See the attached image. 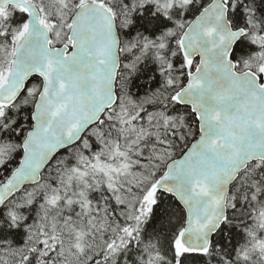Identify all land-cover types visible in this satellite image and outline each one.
I'll list each match as a JSON object with an SVG mask.
<instances>
[{
    "label": "water",
    "instance_id": "1",
    "mask_svg": "<svg viewBox=\"0 0 264 264\" xmlns=\"http://www.w3.org/2000/svg\"><path fill=\"white\" fill-rule=\"evenodd\" d=\"M11 5L26 10L27 29L0 87V102H16L32 77H39L42 86L34 103L33 127L8 176L15 174L9 195L21 185L40 182L55 155L79 142L116 104L120 68L116 19L104 5L81 4L70 19V44L55 47L35 4L8 0L0 9ZM241 29L232 27L225 0H211L181 36L184 56L198 59V64L176 99L195 113L200 134L167 163L156 189L174 196L184 208L181 242L190 251L208 248L210 225L224 210L230 185L249 163L264 160V65L260 74L236 70L232 54L245 34Z\"/></svg>",
    "mask_w": 264,
    "mask_h": 264
},
{
    "label": "trees",
    "instance_id": "2",
    "mask_svg": "<svg viewBox=\"0 0 264 264\" xmlns=\"http://www.w3.org/2000/svg\"><path fill=\"white\" fill-rule=\"evenodd\" d=\"M33 1L38 3L41 0ZM85 1L100 2L116 16L121 40V66L116 84L119 100L77 144L61 150L54 157L39 184L46 188L55 183L60 187L71 184L90 189L89 199L94 202L92 207L95 208L98 202L107 209L92 221L97 241L114 237L121 226L139 229L136 235L142 243L137 245L133 242L129 246L126 254L130 257L140 254V248L144 247L150 254L151 264H209L211 248L204 254L180 248L184 210L174 197L158 191L155 183L164 172L166 163L180 156L199 135L195 114L188 106L177 103L175 95L195 66V61H187L181 52V34L187 23L210 0H186L182 5L168 0H135V10L131 7L132 0H127V3L125 0H66L68 8L63 6V0H52L49 4L44 1L45 6L50 7L49 12L40 6L42 11H46L45 19L53 23L52 33L55 23L61 25L58 12H69L68 26L73 11ZM260 7L259 0H256V16L261 18V24L246 30L234 47L232 58L238 70L250 68L259 72L264 61V13ZM228 16L234 28H246V17L240 11L233 12L229 8ZM25 25L26 13L23 10L0 11L2 70L6 66L3 53L11 46L14 36L23 33ZM40 86L41 80L32 77L16 103L0 106V124L8 129L4 134L3 127H0V177H4V164L10 170L9 175L18 165L22 142L32 128L33 105ZM124 100L139 111L129 122L120 119L119 108ZM17 122L18 126L13 128ZM130 135L134 137L132 140ZM124 140L127 146L122 145ZM114 149L118 151L115 157L124 150L126 166L112 186L100 175L99 168L100 162L114 159L108 157ZM259 166H264V161L250 163L230 190L257 173ZM80 170H84L88 179L82 185H79V176L76 175ZM74 177L77 183L73 182ZM34 187L26 186L25 189ZM22 214L33 217V221H37L38 215L43 216L38 206L35 209L25 207ZM46 223L48 227L54 224L57 228L63 227L57 224L55 213L49 214ZM68 231L70 229H65ZM215 244L224 245L220 231L212 239V245ZM69 262L75 264L71 257ZM211 264H217V261L212 260Z\"/></svg>",
    "mask_w": 264,
    "mask_h": 264
},
{
    "label": "snow or ice",
    "instance_id": "3",
    "mask_svg": "<svg viewBox=\"0 0 264 264\" xmlns=\"http://www.w3.org/2000/svg\"><path fill=\"white\" fill-rule=\"evenodd\" d=\"M8 0H0V5ZM127 3V0H125ZM260 11L264 13V0H259ZM131 7L135 10V0ZM225 7L233 12L240 11L246 17V28L260 25L256 16V0H225ZM18 126L13 125V128ZM3 127L4 134L8 133ZM19 155V154H18ZM4 177H0V264H151L150 254L144 247L140 254L130 257L126 254L135 242L140 245L136 233L138 228L121 226L114 237L108 236L97 241L92 221L103 211L98 202L89 199L90 189L53 183L49 188L32 181V189L23 185L10 195L8 186L12 184L7 164L3 165ZM111 191V188H109ZM225 208L210 225L212 234L220 231L224 245L215 244L210 248L209 264H264V166L246 178L227 194ZM39 203L37 204V202ZM38 208L43 216L33 217L22 214L25 207ZM50 213H55L57 224L47 226ZM65 229L70 231L65 232ZM123 233V235H120ZM204 257L201 256V259Z\"/></svg>",
    "mask_w": 264,
    "mask_h": 264
},
{
    "label": "rangeland",
    "instance_id": "4",
    "mask_svg": "<svg viewBox=\"0 0 264 264\" xmlns=\"http://www.w3.org/2000/svg\"><path fill=\"white\" fill-rule=\"evenodd\" d=\"M44 1L49 4L50 1H52V0H50V1L49 0H41L38 2L39 5H42V7L49 12L48 9L50 7L45 6ZM168 1L175 3V5H182V3H184L186 0H168ZM63 6L65 8H68V4H67L66 0H63ZM43 13H44V17L47 18V14H46L45 10H43ZM57 16H58V18L61 19V25L56 26L55 31H53L52 43L53 42L54 43H60L61 41H63L65 39V34L67 31V18L69 16V12L62 10V11L58 12ZM48 17H50V16H48ZM45 18L43 20V23H44V25L49 27L50 26L49 24H51V22L47 21ZM60 19H59V21H60ZM55 22H57V21H55ZM18 37H19L18 34L14 36V39L11 42V46L9 45L8 49L5 50L6 53H3V58H6V63H5L6 66H4L3 70L0 68V86L4 83V81L6 79L5 74L8 71L7 68H8L10 58H11V50L14 46L13 44L16 43ZM263 62H262V64H263ZM262 64H261V66H262ZM1 65L2 64H0V67H1ZM119 111L121 112L120 113V119L122 122H129L131 119H134L139 112L138 109L135 106H133L130 102H127V100H124V102L121 103ZM154 123H157V122L155 121ZM133 138L134 137L132 135H130L129 139L132 140ZM122 145L127 146L126 140H124ZM117 152L118 151H115V149L113 151H111L108 157L114 158V159L112 161L100 162L101 167L99 168L100 175L102 177H105L107 183L109 185H112V186L114 185L115 179L117 177H119L125 171L124 166H126V162H125L124 157H123L124 150H120L119 154H118L119 157H115ZM76 175L79 176V180H78L79 185H82L83 182L88 181V179L85 177L84 170H82V171L80 170V172L77 173ZM76 177H74V181H73L74 183H77Z\"/></svg>",
    "mask_w": 264,
    "mask_h": 264
},
{
    "label": "bare ground",
    "instance_id": "5",
    "mask_svg": "<svg viewBox=\"0 0 264 264\" xmlns=\"http://www.w3.org/2000/svg\"><path fill=\"white\" fill-rule=\"evenodd\" d=\"M85 2H87V1H85ZM177 158V157H176ZM173 159H175V158H173ZM172 160V159H171ZM184 225H185V221H184ZM185 227V226H184ZM184 227H183V229H182V231L184 230Z\"/></svg>",
    "mask_w": 264,
    "mask_h": 264
}]
</instances>
